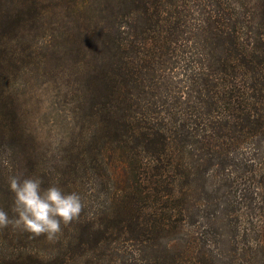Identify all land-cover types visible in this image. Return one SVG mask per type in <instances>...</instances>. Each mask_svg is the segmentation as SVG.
<instances>
[{"label": "trees", "instance_id": "1", "mask_svg": "<svg viewBox=\"0 0 264 264\" xmlns=\"http://www.w3.org/2000/svg\"><path fill=\"white\" fill-rule=\"evenodd\" d=\"M38 83L63 105L48 153ZM12 176L85 209L51 241L0 229V264H264V0H0L10 216Z\"/></svg>", "mask_w": 264, "mask_h": 264}, {"label": "clouds", "instance_id": "2", "mask_svg": "<svg viewBox=\"0 0 264 264\" xmlns=\"http://www.w3.org/2000/svg\"><path fill=\"white\" fill-rule=\"evenodd\" d=\"M8 185L14 197L13 215L0 209V229L11 226L51 241L62 234V225L66 227L79 220L85 209L80 193L65 192L57 183L45 188L38 177L12 176Z\"/></svg>", "mask_w": 264, "mask_h": 264}, {"label": "rangeland", "instance_id": "3", "mask_svg": "<svg viewBox=\"0 0 264 264\" xmlns=\"http://www.w3.org/2000/svg\"><path fill=\"white\" fill-rule=\"evenodd\" d=\"M51 72L53 75H59L61 71V66L58 58L52 60L49 64ZM20 82V81H19ZM32 88L28 89V93L31 97L26 94V100L30 102L33 106L29 107V111L35 120H33L32 127L35 129L36 133L43 134L44 142L41 144V151L48 153V149L54 150L57 148V145L64 135V128L59 127V124L64 121L63 105L60 103L56 106V100L54 97H51L50 93L46 91V88H42L41 83L33 85ZM52 131L51 133L49 131ZM53 135V137H52Z\"/></svg>", "mask_w": 264, "mask_h": 264}]
</instances>
